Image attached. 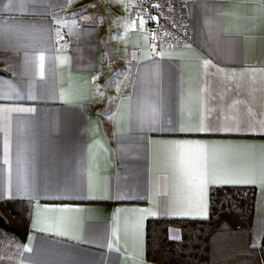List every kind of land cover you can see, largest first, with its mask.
Here are the masks:
<instances>
[{
    "label": "crops",
    "instance_id": "0c3cea01",
    "mask_svg": "<svg viewBox=\"0 0 264 264\" xmlns=\"http://www.w3.org/2000/svg\"><path fill=\"white\" fill-rule=\"evenodd\" d=\"M96 2L0 0V200L29 216L19 264H155L148 221L208 219L214 187L256 189L263 246L264 0H185L193 43L158 57L124 0Z\"/></svg>",
    "mask_w": 264,
    "mask_h": 264
},
{
    "label": "trees",
    "instance_id": "16d2710c",
    "mask_svg": "<svg viewBox=\"0 0 264 264\" xmlns=\"http://www.w3.org/2000/svg\"><path fill=\"white\" fill-rule=\"evenodd\" d=\"M255 198L254 187H214L208 219L149 220L146 259L155 264H264V245H250ZM172 227L180 230V239L170 238ZM29 233L25 208L0 200V264H19Z\"/></svg>",
    "mask_w": 264,
    "mask_h": 264
},
{
    "label": "built area",
    "instance_id": "2783aa9c",
    "mask_svg": "<svg viewBox=\"0 0 264 264\" xmlns=\"http://www.w3.org/2000/svg\"><path fill=\"white\" fill-rule=\"evenodd\" d=\"M103 14L105 0H97ZM128 15L144 22L149 35L148 52L158 57L165 48H182L193 43V29L185 12V0H124Z\"/></svg>",
    "mask_w": 264,
    "mask_h": 264
},
{
    "label": "snow or ice",
    "instance_id": "6c2138e0",
    "mask_svg": "<svg viewBox=\"0 0 264 264\" xmlns=\"http://www.w3.org/2000/svg\"><path fill=\"white\" fill-rule=\"evenodd\" d=\"M43 59V57H41ZM11 111H31V109H12ZM205 129L201 128L199 131H204Z\"/></svg>",
    "mask_w": 264,
    "mask_h": 264
}]
</instances>
